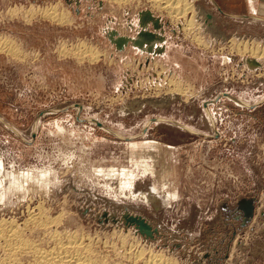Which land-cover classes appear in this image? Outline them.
I'll return each mask as SVG.
<instances>
[{
  "label": "rangeland",
  "instance_id": "1",
  "mask_svg": "<svg viewBox=\"0 0 264 264\" xmlns=\"http://www.w3.org/2000/svg\"><path fill=\"white\" fill-rule=\"evenodd\" d=\"M188 1L186 32L150 0H0V38L18 48L0 51L3 169L50 168L63 181L11 194L0 220L46 249L52 240L28 221L54 218L53 230L83 238L103 264H142L150 252L264 264V56L236 50L264 48V18L247 0ZM55 4L67 21L11 14ZM80 42L97 57L63 53ZM126 215L145 219L150 236Z\"/></svg>",
  "mask_w": 264,
  "mask_h": 264
},
{
  "label": "bare ground",
  "instance_id": "2",
  "mask_svg": "<svg viewBox=\"0 0 264 264\" xmlns=\"http://www.w3.org/2000/svg\"><path fill=\"white\" fill-rule=\"evenodd\" d=\"M109 1H113L117 4H120V3L127 2L128 0H109ZM150 1L152 2L153 6L167 11V13L173 19L181 18L182 20H184L181 28L184 29L186 32H188L193 27L194 22L192 23V21L190 19L191 17L186 18V14L188 12L195 10L193 5L191 4V2H189L188 0H150ZM28 12L30 13V16H34L35 14H39L42 17H45V18H48L51 20L59 21V23H61V22L63 23L65 21H67L66 13H64L58 7V4L51 5L47 8H39V9L32 10V11H29V10H27V11L23 10L22 11L20 8H15V9L11 10L12 15L21 14L24 17L26 16V14ZM5 37L0 38V51H3V52L7 51L10 54H12L13 56L16 55L18 48H17V46H15V42L13 41L14 42V44H13V42H11V39L9 40V38H7V36H5ZM192 37H194V35ZM196 40H198L200 42L201 38L196 39ZM87 45H88V43H87ZM87 45L83 42H80V43L76 44L75 46L73 45L74 47L70 48V50H68L66 48L68 51L64 50L63 53L64 54L65 53H68V54L73 53V55H77V56L79 54H81L83 56L88 55L89 57H90V55H95L98 53V51H96L97 49H94V47H91L89 45L87 46ZM236 48H237L236 49L237 51L240 50V52H244V51L248 52L250 57H253V58L257 57V59H261L262 56H264V48H260L258 45H252V46L248 47V46H246V44H243L242 49H241V47L240 48L236 47ZM20 53H21V51H20ZM77 53H79V54H77ZM82 53H84V54H82ZM81 57L82 56H80V58ZM82 59H83V57H82ZM172 80H170V81H172ZM175 87H176L175 89L178 92H181V90L178 89L179 86L175 85ZM170 93H171V91H170ZM143 168L145 171H148V169H149V167H147V166H143ZM1 172H2V170H0V174H1ZM132 176L129 175L128 178H126V181H123L122 183H120V186L122 188L126 187L129 189L131 187L130 186L131 180L133 179ZM144 193H139L137 195L139 197H142V198H147V199L150 198L151 199L152 195H150V197H149L147 194H144ZM155 197H153V198H155ZM150 201H152V200H150ZM42 213H44V212H42ZM55 218H57V217H55ZM11 221H12V219H11ZM26 221H27V219H26ZM28 222L31 225V229H33V230L42 229L44 231L43 233L47 234V236H46L47 239L52 240L53 245H48L49 247L46 249L43 248L41 245L40 246L34 245L32 243L33 241L31 242L27 238H24L25 235L23 236V234H22L24 231L23 228H19V226L13 225L12 222L7 223L3 220H0V264H103V262L105 261V260H102L103 258L100 259L97 257L98 258L97 259L96 257H94L93 251L95 252V250H92L90 248V245L83 243L81 240L83 238L78 239L77 235L75 234V236L77 237L76 238L74 236V233H72V234H68V233L61 234V233H58L56 230H53L54 228L52 227V225H54V223H56V220L54 218L46 221V220H41L40 218L38 219L36 216L31 215L30 221H28ZM28 222H26V224L24 225V228L27 227ZM26 230H27V228H26ZM29 230H30V227H29ZM42 230H40V231H42ZM31 231L32 230H30V232ZM61 231H63V230H61ZM35 234H37V233H35ZM37 235H39V234H37ZM40 236H41V234H40ZM42 236H44V235H42ZM39 244H40V242H39ZM142 254L140 253L139 255H142ZM146 257L147 258H142V259H145L144 263L142 261V264H175V263L169 261L167 258H164L163 256H161L160 254H155L152 252H150L148 254V256H146ZM137 258H138V256H137ZM132 260L134 261L133 258H132ZM106 264H108V263H106Z\"/></svg>",
  "mask_w": 264,
  "mask_h": 264
},
{
  "label": "clouds",
  "instance_id": "3",
  "mask_svg": "<svg viewBox=\"0 0 264 264\" xmlns=\"http://www.w3.org/2000/svg\"><path fill=\"white\" fill-rule=\"evenodd\" d=\"M3 161L4 159L0 157V170H3V177L0 179V202L9 201L11 194L23 193L26 196L32 190L28 187L29 185L34 184L38 190L49 194L63 183L56 172L50 168L26 167L15 172L11 169H3Z\"/></svg>",
  "mask_w": 264,
  "mask_h": 264
},
{
  "label": "water",
  "instance_id": "4",
  "mask_svg": "<svg viewBox=\"0 0 264 264\" xmlns=\"http://www.w3.org/2000/svg\"><path fill=\"white\" fill-rule=\"evenodd\" d=\"M143 14H145L148 19L150 21H152L154 29H159V21L157 18H154L149 11H145L143 12ZM143 25V24H142ZM138 38H147L146 40H153V39H160L161 37L158 36L155 33H151L149 31H140L138 33ZM127 41H131L134 44H138L139 40L137 39H130V38H126V37H119L117 39V43L124 44ZM255 65H258L256 62H254ZM245 201V200H244ZM246 202H249V204L251 203L250 200H247ZM252 214V206L250 204V207L248 209V211L246 212V217H250ZM127 219L131 222H133L134 224H136L146 235L150 236L151 233V227L150 225L145 221V219H143L142 217L139 216H130V215H126Z\"/></svg>",
  "mask_w": 264,
  "mask_h": 264
},
{
  "label": "crops",
  "instance_id": "5",
  "mask_svg": "<svg viewBox=\"0 0 264 264\" xmlns=\"http://www.w3.org/2000/svg\"><path fill=\"white\" fill-rule=\"evenodd\" d=\"M247 1H248L249 5H250V9L255 12V15H258V16H261V17L263 16L262 18H264V0H247ZM213 2L215 3L216 9H220L218 4H216L215 1H213ZM255 2H256L257 9L254 6ZM233 17H238V16L235 15ZM261 21H264V20H261Z\"/></svg>",
  "mask_w": 264,
  "mask_h": 264
}]
</instances>
